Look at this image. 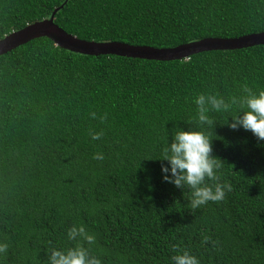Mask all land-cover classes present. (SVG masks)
Masks as SVG:
<instances>
[{
	"label": "trees",
	"instance_id": "trees-1",
	"mask_svg": "<svg viewBox=\"0 0 264 264\" xmlns=\"http://www.w3.org/2000/svg\"><path fill=\"white\" fill-rule=\"evenodd\" d=\"M56 8L87 41L264 32V0H0V39ZM0 264H264V44L1 54Z\"/></svg>",
	"mask_w": 264,
	"mask_h": 264
},
{
	"label": "water",
	"instance_id": "water-1",
	"mask_svg": "<svg viewBox=\"0 0 264 264\" xmlns=\"http://www.w3.org/2000/svg\"><path fill=\"white\" fill-rule=\"evenodd\" d=\"M49 18L35 21L16 31H12L0 39V55L16 46L37 37H47L55 45L86 55H118L156 60H182L188 56L209 50H226L264 44V32L250 33L231 38H202L173 47L157 48L146 45H132L119 41L82 40L64 31L54 20Z\"/></svg>",
	"mask_w": 264,
	"mask_h": 264
}]
</instances>
